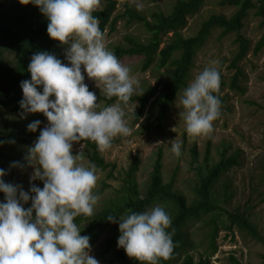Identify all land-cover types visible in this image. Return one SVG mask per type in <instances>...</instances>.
Returning <instances> with one entry per match:
<instances>
[{
  "label": "clouds",
  "instance_id": "1",
  "mask_svg": "<svg viewBox=\"0 0 264 264\" xmlns=\"http://www.w3.org/2000/svg\"><path fill=\"white\" fill-rule=\"evenodd\" d=\"M20 3L38 7L47 19L48 36L66 45L63 55L68 63L48 51H37L27 66L30 78L19 83L21 118L40 112L47 124L27 148L24 164L12 161L9 166H32L27 191L19 184L5 182L7 170L0 168V264H100L90 255L89 236L80 234L85 223L75 222L78 216L93 215L100 199L93 192L98 176L94 165L77 163L79 157L72 153V144L87 139L104 151L114 137L129 135L125 107L139 80L105 45L99 17L93 15L100 10L101 0ZM82 66L83 73L102 86L106 98L116 97L115 103L98 109L96 95L84 83ZM219 86L218 68L204 67L174 102L190 138L212 133V121L219 116L221 104L213 93ZM40 124L36 119L26 128L35 132ZM181 143H170L169 151L177 157ZM34 180L41 181L42 187L31 183ZM106 219L118 224L116 245L127 256L144 264H158L171 255L173 241L166 231L171 220L162 206Z\"/></svg>",
  "mask_w": 264,
  "mask_h": 264
},
{
  "label": "rangeland",
  "instance_id": "2",
  "mask_svg": "<svg viewBox=\"0 0 264 264\" xmlns=\"http://www.w3.org/2000/svg\"><path fill=\"white\" fill-rule=\"evenodd\" d=\"M176 1L118 0L112 15V18L118 16L115 23H113L114 25L111 28V24H107L103 30L106 47L111 50L115 45H126L125 38L127 35L139 38L142 41L148 37L142 23L128 22L126 16L120 17L126 6L137 9L141 14L151 19L153 12L170 13ZM252 1L256 2L257 0ZM104 4L105 0H101L100 9L104 7ZM235 10L236 8L233 6L222 5L221 0H204L200 9L195 14L187 17V24L181 30V33L184 36L194 35L198 31L201 22L210 14H223L230 17ZM243 22V27L239 32L250 41V46L246 55L237 62L236 67H233L231 63L238 49V45L234 41L237 33L234 31L221 36V29L212 30L193 59L194 65L186 85L182 87L174 100L175 102L182 90L204 67H217L220 78L225 83L220 91L222 101L219 116L212 121V133L195 139L190 138L185 131L180 109L176 107L174 102L167 113L162 129L160 131L147 130L146 125L149 122V116L155 111V98L158 92L147 102L142 115L138 119H136V112L139 103L131 97L125 107V119L131 129L130 134L114 137L109 148L104 151L99 150L105 161L114 163L115 168L112 171L113 175L109 176V169L95 167L98 179L93 192L98 194L97 191L100 189L103 180L108 185L98 194L100 199L94 212L102 208L104 199L113 198L117 194L124 181L126 171L133 163L137 164L135 175L139 191L144 194L150 181L153 163L160 148L162 150L163 180L172 182L175 190L182 192L191 200L193 198L192 187L196 176L195 169L191 164L190 149L195 145L199 153L196 160L200 163L204 159L208 142H210V163L219 159V151H223L224 148H226V155L239 151V163L231 167L228 173L215 184L213 197L215 196L216 200L224 207L244 213L255 224L258 231L264 233V45L257 52H254V47L264 34V26L260 24V18L256 15L255 9L249 10ZM171 35L172 32H168L167 35L163 36L165 42ZM63 48L64 45H62V51ZM60 59L62 63H68L64 60L63 54ZM119 60L128 65L131 69L130 75L139 80V86L132 96L141 94L149 86L161 89L171 75V68H157L155 64L150 65L145 70L142 69V56H125ZM82 74H84L83 66ZM235 74L238 77L237 83L241 87L240 89L231 85ZM84 75V83L88 85V88L92 87L95 90L94 94L97 97L98 109L116 102V97L106 98L102 86L99 88L92 79L88 78L86 74ZM89 90L92 91V89ZM20 119L24 121V130H27V124L33 120L39 119L41 124L38 125L35 132L28 130L32 136L28 139L24 135V141L15 143L13 150L7 152L5 158H10L13 152L19 151L18 154L23 159L27 148L39 135L40 129L47 124L46 117L40 112L26 114L24 118ZM1 124L0 113V126ZM171 140L182 142L181 155L178 157L169 151ZM86 149L83 143L76 141L73 142L71 151L79 157L78 164L88 167L93 164L84 154ZM32 170V166H24V168L19 169V172L17 170L14 173V177H19L16 183L25 191L29 189V176ZM31 183L42 187V182L39 180L31 181ZM224 183H228L229 186L226 188ZM231 192L232 195H230ZM2 200L3 197L0 196V201ZM29 205L30 201L26 202L24 207ZM189 231V238L193 242L189 248V253L193 254L195 261H197L201 254L205 255L206 250L209 251L208 240L205 238L204 230L198 222L191 224ZM111 232L112 228L104 229L90 244V255L96 258L100 264H115L124 257H129L123 248L117 246L110 249L106 248ZM215 240L217 250L210 256L211 264L261 263L262 244L238 229L234 228L233 231H230L221 227ZM232 258H235L238 263H234Z\"/></svg>",
  "mask_w": 264,
  "mask_h": 264
},
{
  "label": "trees",
  "instance_id": "3",
  "mask_svg": "<svg viewBox=\"0 0 264 264\" xmlns=\"http://www.w3.org/2000/svg\"><path fill=\"white\" fill-rule=\"evenodd\" d=\"M118 0H105L104 7L93 13L99 17V27L103 31L107 24L114 25L118 16L112 15L116 9ZM204 0H177L170 13L161 11L153 12L151 19L141 14L137 9L126 6L120 17L126 16L128 22H140L144 26L148 37L142 41L139 38L127 35L126 45L118 44L112 47L111 51L118 59L125 56H142V69H147L155 64L157 68H171L170 78L163 84L161 89L149 86L141 94L132 96L131 99L138 101L136 119H138L150 98L158 92L155 98L156 106L154 113L149 116L146 125L147 130L160 131L167 113L177 97L179 91L186 85L191 69L194 65L193 59L197 51L208 39L212 30H222L221 36L230 32H236L235 43L238 49L232 60V66L236 67L237 62L247 53L250 41L239 31L243 27V20L247 17L249 10L255 9L256 15L260 18V24L264 26V0H221L222 5H229L236 8L234 14L227 17L223 14H210L204 19L198 31L194 35L184 36L181 30L186 26L188 16L195 14ZM47 19L38 11V7L31 4H22L20 0H0V110L2 124L0 126V168L7 170L3 176L5 182L17 184L19 177L12 175L13 171L19 172L21 167H9L12 161L23 159L14 153L10 158H5L7 152L13 150L15 143L24 141L32 135L24 130V121H21L18 101L22 98L20 81L30 78L27 66L33 53L37 51H48L58 58L62 56V44L50 38L46 32ZM172 32L165 42L163 36ZM164 43L163 45H161ZM264 45V34L254 52H257ZM66 45H64V48ZM63 48V50H64ZM238 77L235 74L232 87L240 89L237 83ZM224 80L220 78L219 89L213 94L220 101L221 87ZM39 87V86H38ZM93 92L95 90L92 87ZM23 120V119H22ZM25 133V134H24ZM12 141V142H9ZM87 148L85 156L97 168L109 169L108 175L112 176L115 168L114 163L106 162L100 155L95 142L90 140L79 141ZM219 159L210 163V142L202 162H198L199 153L195 145L190 149L191 164L195 169L196 180L192 187L193 198L189 200L182 192L173 188L172 182H165L162 176V150L158 149L156 159L153 163L149 184L144 194L139 191L135 172L137 164L133 163L124 175V181L117 194L113 198L103 200L102 208L94 212L92 216H78L75 222L84 225L81 235L89 236V243L106 228H112L111 235L106 243V248H115L116 239L119 235L118 224L106 219L109 215L124 217L133 211H144L154 205L164 208L170 217L171 223L166 229L171 233L173 251L168 259H160L158 264H211L210 256L217 250L216 236L221 227L233 231L234 228L251 236L263 246L261 263L264 264V233H260L251 220L235 209H228L221 205L213 197V188L219 180L225 176L234 165L239 163V151L226 155V148L219 151ZM24 168V167H23ZM108 184L101 181L99 194ZM227 188L228 183H224ZM233 193L231 192L230 195ZM3 197V193H0ZM200 223L204 230L205 238L208 240L209 251L200 255L195 261L189 248L193 242L189 238V227L191 224ZM234 263H238L232 258ZM115 264H144L132 257H124Z\"/></svg>",
  "mask_w": 264,
  "mask_h": 264
}]
</instances>
